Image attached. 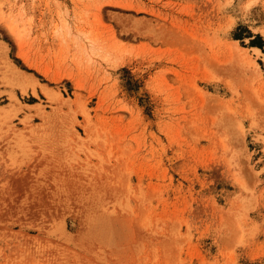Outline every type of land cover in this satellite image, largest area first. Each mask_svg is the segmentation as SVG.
Here are the masks:
<instances>
[{
	"label": "rangeland",
	"instance_id": "obj_1",
	"mask_svg": "<svg viewBox=\"0 0 264 264\" xmlns=\"http://www.w3.org/2000/svg\"><path fill=\"white\" fill-rule=\"evenodd\" d=\"M263 31L264 0H0V264H264Z\"/></svg>",
	"mask_w": 264,
	"mask_h": 264
},
{
	"label": "bare ground",
	"instance_id": "obj_2",
	"mask_svg": "<svg viewBox=\"0 0 264 264\" xmlns=\"http://www.w3.org/2000/svg\"><path fill=\"white\" fill-rule=\"evenodd\" d=\"M4 20V19H3ZM2 23L6 26V27H8V29L10 30V31H15V29H14V25H13V23L12 22H10V21H2ZM263 33H264V31H263ZM23 56V55H22ZM50 91V93L52 92L51 90H49ZM50 93H46L48 96H49V98L51 99V95H50ZM54 98V97H53ZM52 100V99H51Z\"/></svg>",
	"mask_w": 264,
	"mask_h": 264
},
{
	"label": "crops",
	"instance_id": "obj_3",
	"mask_svg": "<svg viewBox=\"0 0 264 264\" xmlns=\"http://www.w3.org/2000/svg\"><path fill=\"white\" fill-rule=\"evenodd\" d=\"M253 49L255 48V49H257V50H259L263 55H264V53L262 52V50H261V48H259V47H257V46H251Z\"/></svg>",
	"mask_w": 264,
	"mask_h": 264
}]
</instances>
